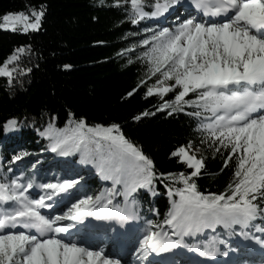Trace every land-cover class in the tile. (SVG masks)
<instances>
[{
	"label": "snow or ice",
	"instance_id": "1",
	"mask_svg": "<svg viewBox=\"0 0 264 264\" xmlns=\"http://www.w3.org/2000/svg\"><path fill=\"white\" fill-rule=\"evenodd\" d=\"M122 3L129 6L130 22L139 25L164 16L179 0H152L150 4L115 0L116 7ZM191 4L200 18L190 15L174 27L143 29L149 35L139 44L147 47L137 59L145 65L144 76L127 96L143 85L145 98H159L154 111L146 110L135 120L156 112L186 113L194 118L200 146L211 149L213 157L226 151L225 166L235 158L233 178L225 190L205 193L198 189L196 180L203 175L206 157L191 140L170 152L190 171L159 172L154 160L119 124H89L69 113L63 128L50 120L39 134L49 141L51 152L79 154L80 163L93 165L111 187L91 195L81 193L80 181L74 178L37 183L34 177L25 179L23 173L0 177V264H122L102 247L94 249L70 239L75 224L64 222L138 218L141 191L155 195L158 183L167 189L170 208L162 222L147 221L150 227L136 249L142 264H147L150 253L181 247L201 257H215L218 245L226 243L207 236L217 228L229 234L239 229L246 239L264 245V238L252 232L264 234V0H191ZM44 15L43 5L10 11L3 14L0 29L39 31ZM30 51V47H18L0 64V76L7 77L9 85L21 54ZM169 93L172 97L166 99ZM20 126L12 118L5 130ZM26 155L20 152L13 160ZM34 188L42 194L33 197L29 190ZM65 199L70 201L66 211L42 213V209L55 211L54 205ZM201 236L206 238L201 240Z\"/></svg>",
	"mask_w": 264,
	"mask_h": 264
},
{
	"label": "trees",
	"instance_id": "2",
	"mask_svg": "<svg viewBox=\"0 0 264 264\" xmlns=\"http://www.w3.org/2000/svg\"><path fill=\"white\" fill-rule=\"evenodd\" d=\"M146 2L150 4L152 0ZM40 5L44 6L45 15L39 31L0 29V64L18 47L31 49L21 54L11 85L7 77L0 76V177L12 167L24 173L26 179L51 181V174L42 168L45 165L38 166L34 159L49 149V141L39 132L50 120L63 128L69 113H74L89 124H119L124 134L154 160L159 172L190 171L170 152L193 141L194 147H200L199 154L206 157L203 175L196 180L198 189L205 193L223 192L233 178L235 158L225 166L226 151L213 157L211 149L200 146L194 118L186 113L169 116L167 112H156L154 116L134 119L146 110L154 111L159 103L155 96L145 98L143 85L127 96L144 76L145 65L137 57L147 47L139 41L149 35L143 31L151 29L148 21L133 25L128 19L129 6L122 3L116 7L115 0H103V4L101 0H0V22L7 12L27 11ZM129 59L133 63L129 64ZM66 64L71 67L65 68ZM28 68L31 72L25 71ZM171 97L169 93L165 98ZM12 118L19 120L21 126L5 130ZM20 152L28 153L23 158L31 157L14 162L13 157ZM69 156L76 167H82L81 172L89 171L86 164L80 163L79 154ZM82 179L91 194L104 189L101 178ZM156 187L155 195L142 190L139 196L142 208L138 218L144 232L150 227L148 220L153 224L162 222L170 208L167 189L159 183ZM225 235L222 229L208 234L227 242Z\"/></svg>",
	"mask_w": 264,
	"mask_h": 264
},
{
	"label": "rangeland",
	"instance_id": "3",
	"mask_svg": "<svg viewBox=\"0 0 264 264\" xmlns=\"http://www.w3.org/2000/svg\"><path fill=\"white\" fill-rule=\"evenodd\" d=\"M179 1H182V2H184L183 0H179ZM184 5H185V3H182V6H180V3L177 5V4H175V5H173V7H172V9L173 10H176L177 9V15H175L174 17H176V18H174L173 20H172V22H171V20H170V22L167 24V25H165V26H160V24H159V19H160V17L159 18H151V19H147V20H144V21H141V23H144L145 21H148V23L150 24V27H151V29H155L157 26H159V27H174L177 23H179V22H181V21H183L184 19H187L188 17V15H186L185 16V18L183 17V15L185 14V11H182V12H180L181 10V8L182 7H184ZM192 4H191V1H188L187 2V7H189V6H191ZM179 6V7H178ZM8 31H11V30H8ZM17 31H19V30H17ZM17 31H13V32H17ZM21 32V31H20ZM30 32V31H29ZM31 32H33V31H31ZM10 131H13V130H10ZM73 155H77V154H73ZM30 158L31 156L29 155V156H27V157H25V158ZM67 158H69L70 156L68 155V156H66ZM25 158H22L21 160H23V159H25ZM34 159L37 161V165H39L40 163H42V162H44V164H45V167H42V168H44L46 171H50V170H53L54 171V169H55V167L56 166H58V170L60 171V173H61V170L62 169H64V167H63V165H56L57 163H59L60 161H58V158H54V157H52V155H51V152H50V149H48V151L47 152H45V153H43V156L42 157H35L34 156ZM41 160V162H39ZM20 161V160H19ZM15 162H18V161H15ZM5 167H6V163H5ZM50 167H52V168H50ZM87 167H89V171H91V168H95L93 165H87ZM67 170H66V172H68V174H69V178H74V179H79L80 180V175H79V172H81L80 170H79V168H82V167H76V166H74V164L71 162V161H69V163H68V166H67ZM9 170V169H8ZM38 170V169H37ZM50 172V178H60L61 177V175L60 176H55V174H54V172ZM12 173V171H7V174L9 175V174H11ZM72 175H74V177H72ZM88 175V174H87ZM86 174H85V179H91V178H93V177H95V174H91V175H88L87 176ZM84 179H82V180H80V192L81 193H85L84 192V189H83V185L84 184H82V181H83ZM104 189H106L105 187H104ZM103 189V190H104ZM102 190V191H103ZM100 192L99 191H97V192H94L92 195H96V194H99ZM66 200V199H65ZM65 200H63V202L65 201ZM68 203H70V202H68ZM239 229H237V231L234 233V234H229L228 233V235L230 236V241L231 242H234L235 240H236V238L235 237H239V238H241V236L242 235H240L239 234ZM142 235L143 234H140V235H138L137 236V239L135 238V244L137 245V243H140L139 241L141 240V237H142ZM247 240H249V238L247 239ZM135 245V251H136V249H137V246ZM222 244H219L218 245V248H220V247H222L221 246ZM255 246V245H254ZM120 254V253H119ZM113 257L114 258H119V256H116V255H113ZM264 260V259H263ZM259 261H262V259L261 260H259ZM257 264H264V262L263 263H257Z\"/></svg>",
	"mask_w": 264,
	"mask_h": 264
},
{
	"label": "bare ground",
	"instance_id": "4",
	"mask_svg": "<svg viewBox=\"0 0 264 264\" xmlns=\"http://www.w3.org/2000/svg\"><path fill=\"white\" fill-rule=\"evenodd\" d=\"M184 1V0H183ZM179 3H180V6H182V3H185V2H182V1H179ZM179 3H177V5L179 4ZM179 7V6H178ZM173 9H169V11L168 12H170L171 13V11H172ZM167 12V13H168ZM169 13V14H170ZM166 14V13H165ZM171 15V17H174L175 15H177V13L176 14H173V13H171L170 14ZM162 17V16H161ZM160 17V18H161ZM65 209V208H64ZM130 219V218H129ZM135 238H136V236H134V240H135ZM137 239V238H136ZM134 240H132V241H129L128 243H127V248L123 251L122 249H120V255H121V257H119V259H121V261H122V264H130V262L131 261H133V258L135 257V256H133V247H132V244L133 245H135V241ZM140 242H141V240H140ZM100 242H98L97 244H99ZM109 243V242H108ZM108 243L107 242H104L103 243V245L102 246H106L107 247V245H108ZM94 246H95V244H93ZM109 246V245H108ZM98 247H101L100 245L98 246ZM117 249H119V246H117ZM243 249H245V247L243 248ZM115 252V251H114ZM116 252H119V250H116ZM115 252V253H116ZM123 252H125L124 254H122ZM243 253L245 254V253H247L246 251H243ZM109 255H111V253L109 254ZM112 256V255H111ZM113 257V256H112ZM246 259H248V258H246ZM263 259V258H262ZM140 261L141 259L139 258V257H135V259H134V261ZM249 260L250 261H255L251 256L249 257ZM264 262V260H262V261H258L257 263H263Z\"/></svg>",
	"mask_w": 264,
	"mask_h": 264
}]
</instances>
